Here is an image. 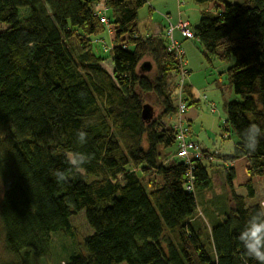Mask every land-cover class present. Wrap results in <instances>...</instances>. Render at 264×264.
Wrapping results in <instances>:
<instances>
[{
	"label": "trees",
	"instance_id": "trees-1",
	"mask_svg": "<svg viewBox=\"0 0 264 264\" xmlns=\"http://www.w3.org/2000/svg\"><path fill=\"white\" fill-rule=\"evenodd\" d=\"M147 1L106 0L109 69L108 57L95 50L111 30L95 12L99 0H0V235L15 259L48 257L53 234H64L77 248L55 264H259L239 235L264 210L252 181L264 177V0H221L188 24L191 37L179 29L207 56L234 59L228 71L240 97L226 103V130L238 139L233 153L180 160L168 150L176 145L178 157L169 119L178 113L182 70L185 101L198 100L174 35L180 53L171 49L172 23L152 35L140 32ZM144 61L151 70L140 71ZM146 103L155 109L149 122ZM252 125L261 131L255 151L244 137ZM77 153L87 157L82 168L69 163ZM205 158L249 163L247 194L236 190L235 168L226 169L229 212L214 224L197 208L196 192L212 182Z\"/></svg>",
	"mask_w": 264,
	"mask_h": 264
},
{
	"label": "rangeland",
	"instance_id": "rangeland-1",
	"mask_svg": "<svg viewBox=\"0 0 264 264\" xmlns=\"http://www.w3.org/2000/svg\"><path fill=\"white\" fill-rule=\"evenodd\" d=\"M228 1L242 3L244 0ZM219 5H223L221 0H148L139 11V30L143 35H152L159 26L168 27L172 23L173 29L171 30L172 27L169 29L171 33L169 35L173 37L174 28L180 29L176 24L177 22L184 21L189 24L186 20H179L180 17L189 19L192 27H194L198 23L203 10H214ZM106 8L105 15L109 20L107 26L111 30L109 32L107 29L106 34H104L105 41L95 43V50L108 57L105 61V66L112 69L111 52L106 48H109L113 42V30L108 16L107 5ZM184 42L183 50L187 49V51L185 50V58L190 71L186 82L192 86L194 96L198 102L195 105L188 106L181 92L180 96L188 107L187 111L183 115L178 112L169 121H173L176 125L179 123L184 124L188 128L186 140L187 143L193 144L192 151L197 149L200 155H205L204 151L210 154H231L238 139L231 127L229 128L230 132L226 130V103L240 98L234 92L228 71L234 64V59L223 60L218 56H207L196 39H185ZM181 83L180 76H177L176 85L178 89L182 87ZM180 96L177 94L176 99L178 100ZM177 104H179L178 101ZM156 110L159 112V109ZM188 111H194L193 118L189 117ZM168 152L176 160L181 159L179 155L178 157L175 156L177 153L176 145L169 148ZM204 162L208 166L212 182L209 189L196 192L197 208L209 224H214L217 220H223L225 214L229 212L228 210L223 211L224 195L227 193L226 189H228L226 185V169L235 168L236 190L241 194H247L248 188L244 184L251 179L247 173L249 163L246 158H241L233 163L217 159L210 163L205 158ZM252 181L256 189L254 201L260 202L264 207V177L257 176ZM77 223L80 226L82 225V233H86V230H84V219L79 218ZM53 238L51 253L48 257L27 259L26 256H23V259L20 257L15 259L14 255L7 253L2 235H0V264H55L59 260L68 259L72 251L77 248L76 240H73L70 236L53 234ZM4 261L6 263H3Z\"/></svg>",
	"mask_w": 264,
	"mask_h": 264
},
{
	"label": "clouds",
	"instance_id": "clouds-1",
	"mask_svg": "<svg viewBox=\"0 0 264 264\" xmlns=\"http://www.w3.org/2000/svg\"><path fill=\"white\" fill-rule=\"evenodd\" d=\"M261 135L260 129L252 125L244 132L246 147L249 151H255ZM80 143L86 142V134L81 131L78 133ZM87 157L83 154H69V163L77 168H82L86 163ZM58 181L64 180L66 177L63 172H57ZM248 256L252 257L259 264H264V210L253 214L247 221L244 229L239 235Z\"/></svg>",
	"mask_w": 264,
	"mask_h": 264
},
{
	"label": "built area",
	"instance_id": "built-area-1",
	"mask_svg": "<svg viewBox=\"0 0 264 264\" xmlns=\"http://www.w3.org/2000/svg\"><path fill=\"white\" fill-rule=\"evenodd\" d=\"M94 9H95V12H97L100 15L101 22L106 24V25H108L109 20H108V18L105 15V10L107 9L106 8V0H99V2L94 4ZM178 27L182 30V32L185 35H187L189 37L192 36V32L189 30L188 24H186V22L180 21L178 23ZM172 29H173V27L171 28V30ZM169 34L171 35L170 31H169ZM171 39H172L171 49H175V50L178 51V53H180V48H179L178 43L176 41H174L172 36H171ZM180 78H181V82H182L181 83L182 87H180L179 90H178L177 94H179V96L181 95V92H182V90L184 88V85H185V83H184L185 82V78H186L185 70H182V72L180 73ZM177 101L179 102V104H177L178 105V112L180 113V115H183L187 111V106L182 101L181 96L179 97V99ZM182 126H183V124H181V123L175 125V128L178 131V134H177L178 145H179L178 155L180 157H183V158H186V159H189L192 155L200 156V152H197V149L192 151V148L194 147L193 144L187 143V140H186L187 135H186V133L188 131H187L186 128H184Z\"/></svg>",
	"mask_w": 264,
	"mask_h": 264
},
{
	"label": "water",
	"instance_id": "water-1",
	"mask_svg": "<svg viewBox=\"0 0 264 264\" xmlns=\"http://www.w3.org/2000/svg\"><path fill=\"white\" fill-rule=\"evenodd\" d=\"M152 69V64L150 61H144L140 66V71L145 72ZM155 114L154 106L151 103H146L143 106L142 116L143 119L149 122Z\"/></svg>",
	"mask_w": 264,
	"mask_h": 264
},
{
	"label": "crops",
	"instance_id": "crops-1",
	"mask_svg": "<svg viewBox=\"0 0 264 264\" xmlns=\"http://www.w3.org/2000/svg\"><path fill=\"white\" fill-rule=\"evenodd\" d=\"M186 20V21H188L189 23H191L190 22V20L189 19H183V17H180L179 18V20ZM179 20H177V21H179ZM177 24V23H176ZM162 28H163V26H159L158 28H156L155 29V32L154 33H159L161 30H162ZM174 38L177 40V42L178 43H180L181 44V46L183 47V45L185 44V42H184V40L186 39L185 37H184V35L182 34V32L179 30V29H175V31H174ZM183 42V43H182ZM186 51H187V49H185ZM189 112V111H188ZM193 114H195L194 113V111H191V112H189V117H192L193 118ZM191 121V120H190Z\"/></svg>",
	"mask_w": 264,
	"mask_h": 264
}]
</instances>
